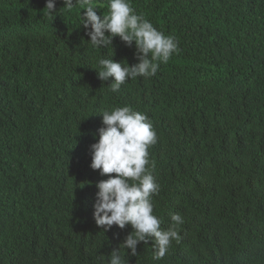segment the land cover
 Wrapping results in <instances>:
<instances>
[{"label":"trees","instance_id":"trees-1","mask_svg":"<svg viewBox=\"0 0 264 264\" xmlns=\"http://www.w3.org/2000/svg\"><path fill=\"white\" fill-rule=\"evenodd\" d=\"M0 264H264V0H0Z\"/></svg>","mask_w":264,"mask_h":264}]
</instances>
